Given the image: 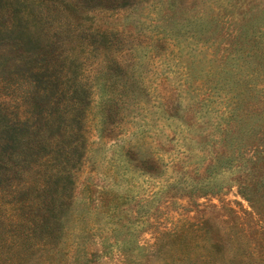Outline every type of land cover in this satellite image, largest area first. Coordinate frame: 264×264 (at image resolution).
<instances>
[{
    "label": "rangeland",
    "instance_id": "obj_1",
    "mask_svg": "<svg viewBox=\"0 0 264 264\" xmlns=\"http://www.w3.org/2000/svg\"><path fill=\"white\" fill-rule=\"evenodd\" d=\"M0 264H264V0H0Z\"/></svg>",
    "mask_w": 264,
    "mask_h": 264
},
{
    "label": "trees",
    "instance_id": "obj_2",
    "mask_svg": "<svg viewBox=\"0 0 264 264\" xmlns=\"http://www.w3.org/2000/svg\"><path fill=\"white\" fill-rule=\"evenodd\" d=\"M13 129V128H12Z\"/></svg>",
    "mask_w": 264,
    "mask_h": 264
}]
</instances>
